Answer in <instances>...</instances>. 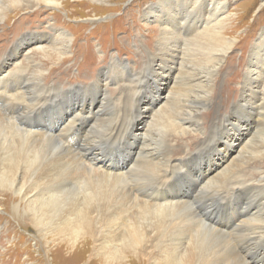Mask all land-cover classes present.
<instances>
[{"label":"bare ground","instance_id":"bare-ground-1","mask_svg":"<svg viewBox=\"0 0 264 264\" xmlns=\"http://www.w3.org/2000/svg\"><path fill=\"white\" fill-rule=\"evenodd\" d=\"M80 1L82 2L78 0L77 3ZM87 1L94 3L92 1L101 0ZM201 1L184 0L189 11L185 15L183 13L186 23H183L182 28L187 30L192 26L193 14L198 9L205 11L208 16L213 17L212 19L224 9V4L217 0L203 4ZM61 4L62 0H0V26L3 22H7L6 18L9 15H14L9 13L11 11H22L21 16L16 17L21 20L30 14L36 16L41 10L45 11L48 8L56 12L55 10ZM179 13V10L175 12V14ZM183 17L180 19L183 20ZM53 18L54 21L47 26L52 36L49 32L46 34L49 38L42 35L37 38L49 39L56 45L55 50L59 56H68L67 54L72 51L70 40L66 38L68 31L64 25L57 24L54 13ZM207 22L208 20L205 23ZM162 28L157 39V46L160 48L159 51L167 56H161L160 61L166 62L170 55L175 62L181 53H175L171 43L176 45V42L182 41V38L178 34H171L172 32L169 31L171 28L169 30V27ZM39 51L44 52V48L42 47ZM222 53L225 51L213 52L210 55L211 60L219 61L222 59ZM255 55L259 63L262 56L258 55L257 50ZM181 59L183 61L179 64L174 81L165 95L164 102L162 101L163 104L155 110L154 117L157 116L160 122V115L167 109L174 108L176 114L167 117V121L175 134L186 137L191 130L200 128L201 120L205 125L209 122L207 114L210 113L194 110V107L197 105L203 107L212 100L210 94L213 86L210 81L214 66L199 68L186 58ZM111 64L115 68L116 60H113ZM148 66L147 62L146 69L149 68ZM37 67L38 63L34 62L30 67L31 70L29 68V70L14 71V74L6 76V80H3L4 77L1 78L0 82V133L5 136L6 145H8L7 149H3L0 153V196H4L3 201H8L11 219H18L16 217L22 215L19 212L24 214L23 220L30 214V220L38 228L41 227L39 224L44 212L38 216L37 206L46 211L49 208L51 212L61 209L62 217L65 219L72 214L70 212H78L82 220H85L84 227L81 231L75 230L71 235L77 239L83 234L82 239L84 238V243H87L93 236L91 225L97 228L96 237L100 235L98 220L103 213H110V215L126 213L140 221L138 222L140 226H133L128 219H124L123 224L125 226L126 222L125 231L128 234L126 235L127 245L132 246L133 255L136 252L147 253L148 257H152V264H229L232 261L239 264H255L256 261L260 262L256 258L262 255L264 247V175L256 180L250 174L243 173L241 168L254 158L251 155L248 157L244 155L246 149L249 147L250 154L259 152L262 144H256V140L251 137L252 140L247 141L244 148L234 156V160L220 169L214 178H207L203 185L201 179L190 176L188 170L190 162L196 157H189L188 153H184L181 156L182 163L179 160L172 161L171 154L181 150L180 144L170 147L169 150V147L162 141L158 142L153 133L151 134V129H148L137 150L135 152L130 150L134 157H131L128 163L124 161V166L120 167L116 159L122 156H117L115 148L120 149L122 144L131 147L136 133L132 132V122L122 118L118 99L112 100L104 93L98 109L107 111L108 117L99 116L92 120L95 115L93 110L89 114L84 109L83 99L86 96L80 99L81 96H73L71 89H66L62 93L66 101L73 106L79 104L80 107L74 111H68L65 117L54 115L52 122H41L42 110L47 109V106L43 105L48 101L49 95L62 96L59 90L64 88L59 86L60 81H57V78V80L49 79L50 71L48 75H45L43 71H38ZM145 70L135 74V78L140 79L145 74ZM256 73L260 78V73L257 71ZM28 74L30 77H27ZM10 79L12 83L8 84ZM137 82L133 88L129 83L125 89V93H131L133 99L137 94ZM62 105L59 111L62 110ZM255 106L260 109L257 117L258 133L259 130L264 129V90L260 103ZM136 108H140L138 103ZM87 116H90L88 119L90 123L85 121ZM103 119L108 123L103 130L99 131L97 126L100 123L96 124V122H101ZM220 122L222 123L220 120L212 119L210 124L217 129L221 126ZM82 132L84 134L80 140L81 143L78 144L74 137ZM185 137L183 141H186ZM76 138L79 139V136ZM48 143L51 144L49 148H47ZM204 143L205 141L202 145ZM199 150L196 155L201 153ZM121 151H124V147ZM117 153L119 154V151ZM181 171L184 172L179 176ZM255 172L264 173V168L259 167ZM186 177L189 179L193 177L192 190L179 188L178 183ZM73 194L72 201L69 197L66 199L67 195L73 196ZM239 197L245 199L243 205L248 218H243L240 213L236 215L234 211H231L225 222L226 225L220 224L219 218L224 219L227 215L220 213L219 216V209L223 211L227 205L228 211L232 200H239ZM45 204L46 206L43 207ZM105 215L104 218H107ZM16 221L19 223L20 220ZM119 225L121 226L122 223ZM43 226L45 228V225ZM37 232L41 238H46L48 234L42 228H38ZM216 236H223L224 241L210 245L209 242ZM108 237L109 235H104V238ZM211 238L212 240H209ZM139 244H144L145 247L137 250ZM206 244L209 245L204 247ZM147 245H150V248H147ZM262 262L264 264V259Z\"/></svg>","mask_w":264,"mask_h":264},{"label":"rangeland","instance_id":"rangeland-1","mask_svg":"<svg viewBox=\"0 0 264 264\" xmlns=\"http://www.w3.org/2000/svg\"><path fill=\"white\" fill-rule=\"evenodd\" d=\"M77 1L62 0L56 12L48 8L45 11L41 10L36 16L30 14L21 20L16 17L21 16L22 11L9 12L14 15H9L6 18L7 22H3L0 26V82L1 78L4 77L3 80H6L17 70H29L31 65L37 62L38 71H43L45 75H48L50 71L49 79L60 81L59 86L64 89H60L59 94L63 96L62 93L66 89H71L73 96H81L80 99L86 96L83 99L84 109L89 114L93 110L95 115L92 120L99 116L108 117L107 111L98 109L104 93L112 100L118 99L122 118L132 122V132L136 133L131 147L122 144L120 149L115 148L117 152L119 151V154L116 152L117 156H122L116 159L120 167L124 166V161L130 162L131 157H134L130 150L135 152L142 143L145 133L151 129V134L153 133L158 142L165 143L169 150L170 147L180 144L181 150L171 154L172 161L179 160L182 163L181 156L184 153H188L189 157H196L190 162L188 170L190 176L201 179L203 185L207 178H214L220 169L225 165L228 166L247 141L252 140L251 137L256 140V144H262L261 151L250 154L248 147L246 152L249 154L245 152L244 155L246 157L251 155L254 158L243 165L241 171L246 175L250 174L256 180L264 175V173L255 172L259 167L264 168V129L257 133V117L260 109L255 106L260 103L264 90V0H217L224 4V9L217 13L216 18L212 19L213 17L208 16L205 11L198 9L193 14L192 26L187 30L182 28L183 23H186L183 16L189 11L184 0L92 1L94 3L87 0L78 3ZM210 1L202 0L201 2L203 4ZM178 10L180 13L175 14ZM53 13L57 24L64 25L68 31L66 38L70 40L72 51L65 57L59 56L55 50L56 45L46 35L50 32L48 24L54 21ZM23 14L26 15V13ZM182 17L183 20H181ZM207 20L208 22L205 23ZM162 27H169L168 30L173 28L169 30L171 34H178L182 38V41L178 40L176 45L171 43L174 47L173 51L181 53L175 62L170 55L166 62L160 61L161 56H167L161 53L157 46ZM39 35L48 37V40H39L37 38ZM49 35L52 36V33L50 32ZM42 47L44 52L39 51ZM256 50L258 55L262 56L259 63L256 61ZM223 51L225 53L221 54L222 59L216 62L211 60L210 55L213 52ZM183 57L199 68L214 66L210 81L213 86L210 94L212 100L203 107L198 105L194 107V110L209 112L210 114H207L209 122L205 125L201 120L200 128L191 130L188 133L189 137L177 135L171 129L167 117L176 114L174 108L163 112L160 115V122L157 116L154 117L155 110L164 102ZM113 60H116L118 67L112 66ZM147 62L149 68L146 69ZM143 70H145L144 76L136 79L134 75ZM256 71L260 73V78ZM249 76L253 78H248ZM27 77H30V74ZM134 81L137 82L135 100L131 93H125L129 83L133 88L136 83ZM11 83L12 80H8V84ZM62 96L49 95L48 101L43 105H46L47 109L42 110L41 122H52L54 115L65 117V113L68 114V111H74L80 107L79 104L73 106L66 101L65 96ZM137 103L140 106L139 109L138 107L135 109ZM61 105L63 108L59 111ZM88 119L90 116L85 117L86 123L91 122H88ZM212 119L222 121L221 126L217 129L212 126ZM228 121L229 124H227ZM107 123L104 119L96 122L97 130H103ZM76 126L78 127L79 123ZM83 134L84 132L78 135L79 139L76 138L78 136L74 137L76 143H81ZM184 137L186 141H183ZM203 141L205 143L202 145ZM6 144L5 136L0 133V153L3 149H7ZM122 146L124 151H121ZM49 147L51 144L48 143L47 148ZM198 150L201 153L196 155ZM183 172L181 171L179 176ZM178 184L181 190H192L193 177L192 179L183 178ZM74 194L67 195L66 199L69 197L72 201ZM184 194L187 193L184 192ZM3 199L4 196H0V264H152V257H148L144 252H136L133 255L132 246L126 243L128 234L125 231L126 222L125 226L123 224L124 219H128L133 226H140L138 223L140 221L135 220L134 217L131 218L129 214L103 213L98 220L100 235L96 237L97 228L91 225L93 236L84 243L83 234L77 239L71 235L75 230L81 231L84 227L85 220H82L78 212H70L72 214L65 219L62 217L61 209L51 212L49 208L46 211L37 206L38 216L44 212L39 224L41 227L38 228L48 232L46 238H41L37 232L38 228L30 220L31 215L25 216L23 220L24 214L19 212L22 215L16 217L18 219H11L8 201ZM244 200L240 197L239 200H232L228 211L227 205L223 211L219 209V216L220 213L227 215L224 219L219 218L220 224L226 225L225 222L231 211H234L236 215L240 213L247 219L248 213L244 209ZM45 206L46 204L43 207ZM105 214L107 218H104ZM16 220H20L19 223ZM119 221H122L121 226L124 228H119L121 227ZM104 235L109 237L104 238ZM213 238L214 241L212 238L209 239L212 240L209 242L210 245L224 241L223 236ZM139 245L137 250L145 247L144 244ZM146 247L150 248V245ZM256 259L260 262L256 261L255 264L263 263L264 247L262 255ZM229 264L239 263L232 261Z\"/></svg>","mask_w":264,"mask_h":264},{"label":"snow or ice","instance_id":"snow-or-ice-1","mask_svg":"<svg viewBox=\"0 0 264 264\" xmlns=\"http://www.w3.org/2000/svg\"><path fill=\"white\" fill-rule=\"evenodd\" d=\"M177 23H179V20H177Z\"/></svg>","mask_w":264,"mask_h":264}]
</instances>
